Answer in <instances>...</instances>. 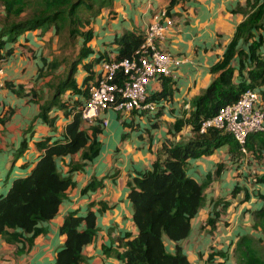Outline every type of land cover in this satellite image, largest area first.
<instances>
[{
    "label": "crops",
    "instance_id": "0c3cea01",
    "mask_svg": "<svg viewBox=\"0 0 264 264\" xmlns=\"http://www.w3.org/2000/svg\"><path fill=\"white\" fill-rule=\"evenodd\" d=\"M169 2L111 0L109 6L101 7L84 26V29H91V37L86 42L91 49L90 56L110 58L117 51L116 36L125 30L141 32L152 21L158 8H168L173 24L166 29L160 43L163 49L180 58L178 65L167 75L171 92L159 98L156 109L149 113L139 109L119 112L107 108L90 122L81 119L80 128L86 134L84 146L55 158L58 171L69 175L73 184L66 187L56 213L44 222L45 230L34 237L29 248L18 251L15 244L0 237V264H45L52 261L56 248L64 239L58 232V226L64 214L72 209L80 214L87 209L95 213V234L82 247L80 264H123L115 257V250L121 251L122 242L137 233L127 197L128 183L136 173L151 168L161 141L192 134L190 125L183 124L174 131L171 123L175 117L188 114L191 98L209 83L212 78L209 66L221 56L236 23L243 17L240 7L246 4V0H173L171 5ZM45 29V33L54 31L51 25ZM42 32L39 28L25 30L15 42L6 44L11 48L9 55L14 53L12 59L19 62L13 63L18 72L14 76L9 74L3 79V84L0 83V194L5 193L14 177L27 173L31 168L41 151L35 142L43 137L49 142L63 141L64 125L72 118L71 113L63 111L73 104L75 98L69 91L59 96L61 102H65L64 108L49 106L47 113L54 116L51 126L37 115L40 105L49 101L53 86L58 82V78L53 84L48 80L52 71L58 69H49V61L40 57V64L29 54L40 49L39 42L42 41L38 34ZM80 39L79 36V44ZM85 60L83 57L77 63L78 76L75 72V77L78 85L85 76L83 69L79 71L81 61ZM7 61L11 63L9 59ZM4 68L2 65V74ZM15 80L20 82L15 83ZM27 81L31 86H26ZM5 82H10L18 90H12ZM161 82V79L149 82L148 93L159 92ZM260 89L262 93L256 91L264 102V85ZM100 118H104L105 123H101ZM22 138H25V147L21 153L15 154ZM92 141L97 143L93 149ZM187 162L186 172L197 181L207 172L212 174L218 162H221V167L218 175L214 178L212 174L203 189V204L190 218L188 235L179 241L163 237L164 249L173 252L175 244H178L190 264H234L232 248L238 236L252 232L255 233L253 236L259 234L251 228V211L261 202L257 192H264V148L254 152L245 146V151L239 149L231 153L224 143L210 154L189 158ZM247 173H250L248 179L253 181L251 185L250 181H243ZM261 175L262 181L254 180ZM232 176L234 182L230 185L245 187L248 192L245 199L242 200V189L228 198L224 190L227 186L216 183L217 179L227 181ZM95 181L99 183L92 186ZM208 191L209 196H222V200L228 201L223 210L221 203L214 205V201L207 197ZM213 211L217 216L214 225L210 226L206 219L213 215ZM209 252L212 255L208 260Z\"/></svg>",
    "mask_w": 264,
    "mask_h": 264
},
{
    "label": "trees",
    "instance_id": "16d2710c",
    "mask_svg": "<svg viewBox=\"0 0 264 264\" xmlns=\"http://www.w3.org/2000/svg\"><path fill=\"white\" fill-rule=\"evenodd\" d=\"M110 3L111 0H0V48L7 53L11 48L6 44L15 42L28 29L43 30L51 25L57 33L65 26L68 37L79 35L81 38L76 61L68 64L64 76L59 77L53 86L49 101L40 105L37 113L51 126L54 116L48 115L49 106L64 108L65 102H61L59 96L69 91L75 98L73 104L63 110L72 116L64 125V140L49 142L46 137L37 140L35 144L41 151L31 168L27 173L14 177L5 193L0 194V237L7 243L15 244L18 251L29 248L34 237L45 230L44 222L56 213L64 190L73 184L69 175H62L58 171L55 158L79 150L86 142L85 131L80 128L81 107L87 97L88 86L96 83L93 66L104 58L100 55L90 56L91 49L86 42L91 37V29L80 28L89 23L101 7ZM172 3L173 0H170L169 5ZM240 8L243 9L242 19L236 23L221 56L209 66L212 78L200 93L191 98L188 114L175 117L171 123L174 131H178L183 124L190 125L192 134L161 141L151 168L136 173L128 183L127 197L137 233L122 242L121 251L115 250V257L123 264H190L178 244H175L173 252H167L162 240L166 237L178 241L188 235L190 218L202 206L203 189L212 178L211 172H207L200 181L195 180L186 172L187 160L210 154L224 143L228 145L229 152L239 151L238 142L229 132L215 126L199 132V123L202 118L214 114L220 105L234 101L245 88L262 93L260 87L264 85V0H246L245 6ZM83 9H87L85 18L79 15ZM21 11H24V17L8 18ZM142 38V31H123L114 38L117 51L113 58L129 56ZM83 57L86 62L81 63V68L85 76L78 85L75 72L77 63ZM55 64L51 62V65ZM160 79L161 90L148 93V98L156 103L171 92L169 77ZM5 84L15 89L10 82ZM96 145V141H92V149ZM244 145L254 152L264 148V132L248 133ZM24 147L25 138H22L15 154L21 153ZM220 167L221 162H218L213 170L214 176L218 175ZM262 179L261 175L254 180ZM98 183L95 181L92 186ZM239 189L240 186L235 184L231 195ZM246 197L248 192L244 187L242 200ZM257 197L261 202L251 211V227L259 234L253 236L244 233L238 236L232 248L235 264H264L260 255V251L264 250V192H257ZM221 201L216 199L214 205ZM221 204L225 207L228 201L223 200ZM212 213L206 219L210 226L214 225L217 216L216 211ZM95 229L93 211L87 209L83 214L76 209L67 211L58 226V232L64 239L56 248L54 259L45 264H80L81 249L92 240ZM251 243L256 244L257 248L252 247ZM211 255V252L207 254L208 260Z\"/></svg>",
    "mask_w": 264,
    "mask_h": 264
},
{
    "label": "built area",
    "instance_id": "2783aa9c",
    "mask_svg": "<svg viewBox=\"0 0 264 264\" xmlns=\"http://www.w3.org/2000/svg\"><path fill=\"white\" fill-rule=\"evenodd\" d=\"M173 24L167 8L160 7L142 30L143 38L129 56L119 59L110 57L100 59L93 66L95 84L88 86V94L81 107V118L94 120L98 113L107 108L119 112L139 109L154 111L157 103L148 98L147 84L160 81L170 75L180 58L161 47L165 31ZM0 56V73L2 72ZM105 123L104 118H100ZM215 126L229 132L245 151V139L248 133L264 132V102L252 88H245L238 97L222 104L211 116L202 118L198 131Z\"/></svg>",
    "mask_w": 264,
    "mask_h": 264
},
{
    "label": "rangeland",
    "instance_id": "374dc122",
    "mask_svg": "<svg viewBox=\"0 0 264 264\" xmlns=\"http://www.w3.org/2000/svg\"><path fill=\"white\" fill-rule=\"evenodd\" d=\"M24 15H25L24 11H21V12L18 13V15H14V14L9 15L8 18L10 20L19 19V18L24 17ZM79 15L82 16L83 18H85L86 15H87V9H83L82 12L79 13ZM0 17H1V15H0ZM80 29L81 30L84 29V26H82ZM45 30L46 29L40 30L41 32L42 31L43 32L40 33V34H38V35H40L39 40L42 41V42H39L40 43V49H37V52H35L34 54H32V52H30L29 54H30L31 57H35L36 60L39 61V63L41 62L40 61V57H43L46 61H49V62H47L48 66L51 67L49 69H52V68L53 69L54 68L55 69H58V70H53L52 73L49 76V79L48 80H52V81H50V83L53 84L55 82L56 78L59 79V77L61 78V77L64 76L66 70L68 69V64L72 60H75L76 61L77 52H78L79 46L81 44H79V42L77 41V39L79 37L78 35H76L75 37H68L67 28L65 26L62 27V28H60L57 33H55L53 30H52V32L49 31L48 33H45ZM12 55L10 56L9 55V52L7 53V52H5V50L3 48H0V56L2 57V59H1L2 61L1 62H2V65H5V68H4L5 71L3 72V74H2V72L0 73V83H1V85L3 84V79L7 78L9 74H12V76H14L13 74H15V73L18 72V68L13 63L19 62V61L14 60V58L12 59V57H13ZM6 59L7 60L9 59L11 61V63L8 62V61L6 63ZM51 62H55L56 64L55 65H50ZM81 62H86V60L85 61H81ZM8 63L10 65L7 66ZM94 68H96V65L94 66ZM80 69H82V68H79V71H80ZM77 73H78V70L76 72V76H78ZM78 80H79V78H78ZM16 82L18 83L20 81L15 80V83ZM29 83H31V82L27 81L26 82V86H31V84H29ZM62 97H64V96H62ZM99 113L97 114L98 116H100ZM249 175H250V173H247V175L243 177V181L245 183L248 182V181H250L249 183L251 185L253 181L250 180V179H248V176ZM215 176L213 175L214 178H215ZM233 182H234L233 181V176H232V178H229V180H227V181H224V180H221V179H217L216 180V183L218 184V186H222V185L227 186V189L225 187L224 190H226L225 195H227L228 198L236 195V193L234 195H231V191L233 190V186L235 184L233 186H231L230 184H232ZM238 186H240V189L243 190V188H241L242 185L238 184ZM209 195H210V191H208L207 197L208 198H211L210 200H212V201H215L216 199L222 200V196H220L218 198L216 196H214V197H216V198H214V197L209 196ZM220 208L223 210L225 207H222V204H220ZM227 214H229V213H227ZM228 227H230V224H229ZM250 234H255V233L252 232ZM182 239H180V240H182ZM251 244H252V247L257 248L256 244H254V243H251ZM260 255L264 259V250H261L260 251ZM232 261L235 264V261H236L235 256L232 257Z\"/></svg>",
    "mask_w": 264,
    "mask_h": 264
}]
</instances>
